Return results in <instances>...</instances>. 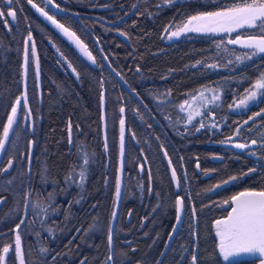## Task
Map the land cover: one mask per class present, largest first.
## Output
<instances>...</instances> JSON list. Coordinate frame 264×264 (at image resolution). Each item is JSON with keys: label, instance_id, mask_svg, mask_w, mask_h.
Returning a JSON list of instances; mask_svg holds the SVG:
<instances>
[{"label": "trees", "instance_id": "trees-1", "mask_svg": "<svg viewBox=\"0 0 264 264\" xmlns=\"http://www.w3.org/2000/svg\"><path fill=\"white\" fill-rule=\"evenodd\" d=\"M56 2L82 14L74 17L50 9V14H55L57 20L70 27L86 43L96 57L97 64H90L79 54L49 21L27 3V0H20L17 7L23 11L17 12L18 22H12L11 18L6 17L9 21L6 27L0 20V127L5 123L15 98L21 92L24 40L30 28L39 61L40 93L29 49L26 92L35 132L33 134L29 131L25 134V124L30 125V121L29 118L27 122L21 120L20 128L17 129V147L19 151L26 152L27 141H37L33 147L34 179L31 184V199L45 198L54 190V182H59L60 187H63L64 177L70 165L77 162L76 146L85 145L87 152L92 155V164L86 184V199L81 204H73L70 210L67 208L68 202L77 198L76 188L56 197L60 211L48 221V225L55 229V239L47 233H42L38 244L31 234L32 217H29V229L23 235L25 259L36 260L40 246L49 248L50 264H79L85 257L86 264H101L108 255L106 235L112 221L111 213L117 203L115 180L119 168L121 169L119 121L123 117V180L118 216L113 221L116 252H126L131 258L130 264L141 260L145 264H154L174 223V202L179 191L181 197H191V203L195 205L197 213L196 217L192 218L189 210L184 216L185 222L172 240L171 248L166 250L163 264H175L179 259L178 250L181 245L189 249L185 253L187 259L182 264H189L194 239L189 234L193 230L189 228L190 220L197 233L195 242L198 245L200 264H225L218 257L217 241L212 231L214 219L225 217L231 209V206L224 205L223 201L242 190L264 188V159L258 161L257 157L248 155L247 151L232 146L234 142H246L251 139L259 141L260 131H264V128L253 133L245 130L242 136L235 137L234 142L227 140L229 136H234V130L238 126L236 122L242 123L253 112L264 108V103L252 106L247 112L231 111L227 105L233 102V93H242L244 87H250V82L257 75V67L264 70V57L244 64L227 65V58L216 52L215 44L219 36L193 34L168 40L163 29L198 12L231 6L233 0H217V3H213V0H176L174 4L162 5L160 8L156 5L161 4V0ZM34 3L44 7L41 0H34ZM134 4L137 7L133 9ZM127 13L129 15L120 22L111 23ZM117 30L127 33V38L121 36ZM99 49H103L110 64L127 84L140 93L151 113L103 64ZM198 60L203 61V64L191 67ZM68 62H71L80 74L79 79L67 66ZM209 63H218L219 67H205ZM137 66L140 67V72L136 71ZM241 78L244 82L242 86ZM101 80L103 89L100 86ZM204 86L221 90L222 100L218 102L220 107L215 110L216 118L204 120L209 129H202L198 133L193 130L182 138L176 134L174 128L168 126V122L156 110L151 96L170 89L172 95L166 99L171 101V105H166V108L175 118L178 113L177 106ZM101 91L105 93V141L100 105ZM122 106L125 107L124 113L119 111ZM69 121L72 124L71 149L68 136ZM212 123L217 124V127L211 128ZM257 123L264 121L258 118ZM148 124L152 127L149 128ZM180 127L183 131V126ZM247 127L245 126V129ZM157 136L160 137L159 141L156 140ZM160 143H164L168 148L177 176H186V179H181L179 190L175 189L166 157L159 147ZM252 150L256 151L257 156L264 157V148L256 145ZM12 156L17 157L13 171H19L22 165L18 151L9 149L8 154L4 156L5 164ZM181 156L184 157L183 161L179 159ZM44 161H47L52 181L46 185L41 182L38 174ZM197 162L200 164L199 169L196 168ZM141 165H145L144 171H141ZM252 167L257 168L255 173L242 175ZM149 170L151 181L148 177ZM232 176H237L238 179L232 181ZM226 180L229 182L224 184L223 181ZM216 184H221V187L215 188ZM149 186L151 193L148 191ZM0 195L7 197V202L0 209V219L4 218L0 220L2 247L13 241L14 233L10 230L19 222V217L11 218L6 215L14 202L13 193L2 192ZM20 196H23V192ZM93 204L97 205L96 208H92ZM185 204H189L187 199ZM69 211L71 215L66 219ZM94 223L97 225L96 229L86 234L85 230ZM35 228H40L39 223ZM77 228L81 229L79 233L76 232ZM128 241L131 242V247L136 249L135 252L131 250ZM29 248L32 249L31 253ZM173 249L177 251L174 252ZM57 253L59 255L56 260L51 261V256ZM255 261L252 255L235 259L233 264H254ZM6 264H17L11 252Z\"/></svg>", "mask_w": 264, "mask_h": 264}, {"label": "snow or ice", "instance_id": "snow-or-ice-1", "mask_svg": "<svg viewBox=\"0 0 264 264\" xmlns=\"http://www.w3.org/2000/svg\"><path fill=\"white\" fill-rule=\"evenodd\" d=\"M44 7H40L34 3V0H27L31 6L47 21L55 26L60 32L67 36L73 41L76 47L87 56L88 60L93 65L97 64L96 57L93 56L92 52L88 50V46L80 39L76 32L70 30L64 23H61L56 19L55 14H50V9L55 8L59 12H65L66 10L61 7L56 0H41ZM176 0H161V4H157L156 7L160 8L162 5H172ZM213 3H217V0H213ZM20 4V0H0V20L3 21L7 27L9 21L7 18H11L12 22H18L17 12H22V8L17 6ZM136 8L137 5H132ZM49 10L46 11L45 9ZM78 15V14H73ZM151 15V14H150ZM25 19H27L25 17ZM18 26V23H17ZM173 27L175 30H172ZM11 31V28H9ZM119 31V30H117ZM168 40L180 37L186 32H196L204 34H227L226 40H221L216 43V48L221 50L222 53H226L228 56H234L235 60H227V65L244 64L248 61H253L255 58L264 57V0H233L231 6L217 7L214 11H201L195 15H190L186 20L179 25H168L163 29ZM232 33H237L233 38ZM121 36L127 38V33L119 31ZM163 38V37H162ZM99 43V39H97ZM227 45L238 46L244 51L237 53L235 47L228 48ZM223 46V47H222ZM29 47L31 57L35 59L36 65V79H39V61L37 58L36 44L33 39L32 31L28 30L27 37L24 40V67L25 74L27 73V66L29 61ZM59 51V49H57ZM103 52V49H101ZM63 55V54H61ZM105 60L107 56L103 57ZM66 59V58H65ZM203 64V61H196L191 67L195 68L198 65ZM226 65V66H227ZM71 68L72 72L76 74V78L79 79V73L74 68L71 62L67 65ZM111 67V64H109ZM205 67L210 69H216L219 67L218 63H209ZM116 71V69H112ZM140 67H136V71L140 72ZM257 75L254 80L250 82V87L245 88L243 93H233V102L228 104L227 107L231 111L247 112L252 106L258 103H264V70L260 67L256 69ZM117 76H121L119 72H116ZM121 79L123 77L121 76ZM243 82V78L240 79ZM127 83V81H125ZM100 86L103 89V81H100ZM27 85L25 83V89ZM132 93L135 94L140 103H143V98L135 88L131 89ZM206 93H211L207 95ZM151 96V94H149ZM171 90H167L165 93H159L156 96H151V99L156 104V110L161 114L163 119L168 122V126L174 128L176 134L182 138L185 135L190 134L193 130L198 133L202 129H209V125L205 124L204 120H215V110L220 107L219 101L222 100L221 90L217 88H209L204 86L202 89L197 90L195 93L190 95V98L185 99L178 105V113L174 118L171 113L167 110L166 105H171V101L166 99L171 97ZM100 105L103 108L105 105V93H100ZM145 109H148V105L144 104ZM26 110V111H25ZM120 113L125 112V107H120ZM151 113V109H148ZM137 113L139 111L137 109ZM32 110L29 107L27 92L25 90L21 96L15 98L14 103L11 106L10 114L7 115V122L0 127V193L11 192L14 195V202L12 207L9 209L7 216L11 218L19 217V222L15 223L14 228L10 231L14 233V241L4 244L0 247V264H6L9 253L11 252L18 264H50L49 256L50 250L47 247L40 246L38 249L39 256L36 260L25 259V248L23 242V235L29 229V217L31 220V234L35 237L36 242L39 244L42 233H47L49 237L55 239V229L48 225V221L51 217L60 211V207L56 204V197L60 193H67L70 189H78L77 198L68 202L67 208L70 210L73 204L79 205L86 199V184L92 164V155L86 150L85 145H78L77 151V162L70 165L68 172L64 177L63 187H60L59 182H54V190L49 192L43 199L32 200L31 199V184L34 179L33 173V147L37 143L35 140L27 141V151H19L17 147V141L19 134L17 129L20 128V121L24 120L27 122L28 118L31 117ZM184 114V115H180ZM200 119H197V118ZM155 119V116L152 117ZM258 118L264 121V108H260L259 111H255L252 115H249L247 119L243 120L242 123L236 122L238 126L234 130V136H230L227 139L233 141L235 137L242 136L246 130L249 133L254 131H260L264 128V123H257ZM143 119V117H141ZM251 122V123H250ZM120 123V155H121V171L123 169V155H124V137H125V120L122 117ZM183 126V131L181 127ZM245 126H248L245 129ZM151 128L152 125L148 124ZM211 128H216L217 124L212 123ZM72 124L69 121L68 124V136L70 149L73 146ZM31 131L35 132L34 125L25 124L24 132L27 134ZM135 135V134H133ZM260 140L251 139L246 142H234L232 146L236 149L247 151L248 155L257 157V160L264 159V157L257 156L256 151L252 150L253 146L258 145L260 148H264V131H260ZM156 140L159 141L160 137L157 136ZM224 143V141H221ZM160 149L163 151V156L168 158L167 162L171 167V179L176 183V187L179 190L181 188V179L185 177H178L177 170L172 167V159L169 156L168 148L164 143L159 144ZM9 149L19 152V160L22 167L19 171H13L14 161L17 159L16 156H12L7 159L5 164L4 156L8 154ZM105 150L107 151V143H105ZM219 158V157H217ZM181 161L184 157H179ZM147 158L145 157V164ZM145 165H141V171H144ZM196 168H200L199 162L196 163ZM256 167L249 168L247 172L242 173L243 176H247L250 173H255ZM38 174L43 184L52 182L50 180V169L47 165V161H44L39 168ZM149 181H151V171L148 172ZM237 176L230 177V180H237ZM229 181H223L227 184ZM107 184V180H105ZM143 186L141 185V188ZM215 188H220L221 184H216ZM212 190V189H209ZM151 193V186L148 188ZM23 192V196L20 193ZM115 197L118 202L121 198V176L117 175L115 180ZM185 199L188 200L189 204H185ZM7 202V197L0 195V209L3 208ZM175 222L171 226V230L168 233V240L164 244V249L171 248V241L174 239L176 234L180 231V227L184 224V216L187 212L191 211L192 218L196 217L197 209L194 204L191 203V197H181L179 191L176 193L175 198ZM224 205H230L231 210L227 212L226 217L214 220L213 228L215 229V236L218 238L216 244V250L219 258H222L225 264H233L236 257L241 254H250L259 258V264H264V188L260 190H245L235 195H232L229 199L223 201ZM96 204L92 205V208H96ZM160 205H157L159 207ZM155 211V209H154ZM21 212L23 214L21 215ZM69 211L66 219L70 217ZM118 216V212L114 207L111 213V220L115 221ZM131 217V212H129ZM39 223L40 228L36 229L35 225ZM143 226V223L141 224ZM97 225L94 223L85 230L86 234L96 229ZM189 228L193 229L189 234L193 239V248L190 252L189 264H200V258L198 256L196 244L197 233L193 228L192 220L189 221ZM80 228L76 229L79 233ZM114 234L115 230L112 227L111 221L107 229V246L108 255L105 257L101 264H130L131 258L126 252L121 251L117 253L114 245ZM147 235V234H145ZM131 247V242H127ZM155 243V241H154ZM133 252L136 251L134 247H131ZM32 249L29 248V253ZM174 252L177 250L173 249ZM189 249L185 245H181L178 250L179 259L175 261V264H182L187 259L185 253ZM59 255L51 256V261H55ZM166 255V251H161L158 254V258L154 264H163V258ZM119 257V261H118ZM87 258L80 260L79 264H86ZM135 264H145L143 260L136 261Z\"/></svg>", "mask_w": 264, "mask_h": 264}, {"label": "water", "instance_id": "water-1", "mask_svg": "<svg viewBox=\"0 0 264 264\" xmlns=\"http://www.w3.org/2000/svg\"><path fill=\"white\" fill-rule=\"evenodd\" d=\"M62 8H64V7H62ZM54 11H58L57 9H55V8H52ZM66 11L65 12H60V13H69V14H71V15H73V14H78V15H73V16H75V17H78L79 15H82V14H80L79 12H76V11H71V10H69V9H66V8H64ZM134 9V8H133ZM133 9L131 10V11H133ZM131 11L129 12V13H131ZM59 12V11H58ZM129 13H127V14H125L123 17H121L120 19H118V20H116V21H113V22H111V23H114V24H116V23H118V22H120L122 19H124V18H126L128 15H129ZM54 28H55V26L54 25H52ZM59 33H61L75 48H76V50L84 57V58H86L87 60H88V58H87V56H85L77 47H76V45H75V43L73 42V41H71L67 36H65L62 32H60V30H58L57 28H55ZM102 55H103V57L105 56L103 53H102ZM35 59L36 58H34V65H35ZM103 61H104V64L106 65V67L112 72V74L119 80V82L137 99V97L135 96V94L134 93H132V91H131V88L125 83V81L123 80V79H121V76H117V74H116V72L117 71H113L112 69H113V67L111 66V67H109V62H108V60H105L104 58H103ZM23 73H22V85H21V92H20V94H19V96H21V94L22 93H24L25 92V83H26V74H25V67H24V52H23ZM35 70H36V65H35ZM37 85H38V88H39V79H38V81H37ZM139 102H140V100L139 99H137ZM14 103V102H13ZM142 105H144V102L143 103H141ZM11 109V108H10ZM8 114H10V110H9V112H8ZM104 112H103V108H102V119H103V139L105 140V133H104ZM7 122V118H6V120H5V123ZM120 161H121V159H119ZM120 174V176H121V180H122V176H123V172L121 171V173H119ZM173 183H174V185H175V187H176V183L173 181ZM176 189H177V187H176ZM115 208H116V206H115ZM175 222V221H174ZM112 227H113V224H112ZM170 232V231H169ZM168 240V235H167V238H166V240H165V242ZM165 244V243H164ZM161 251H165V249H164V246H163V248H162V250ZM17 264H18V262H17Z\"/></svg>", "mask_w": 264, "mask_h": 264}, {"label": "rangeland", "instance_id": "rangeland-1", "mask_svg": "<svg viewBox=\"0 0 264 264\" xmlns=\"http://www.w3.org/2000/svg\"><path fill=\"white\" fill-rule=\"evenodd\" d=\"M186 20V19H185ZM185 20H183L182 22H180V23H178V24H172V25H179V24H182ZM172 30H175V28L173 27V29ZM193 34H197V35H193ZM198 34H200V35H198ZM187 35H193V36H202V35H207V34H204V33H196V32H186V33H183L181 36H187ZM209 35V34H208ZM237 35V33H232V37L234 38L235 36ZM180 36V37H181ZM212 36L213 37H215V36H219V38L216 40V43L217 42H219V41H221L222 39L223 40H226L228 37H227V34H216V35H213L212 34ZM220 36L222 37V38H220ZM165 37H166V34H165ZM216 45V44H215ZM223 47V46H222ZM227 47L228 48H233V47H235L236 48V50H237V53H242L244 50L243 49H240L238 46H233V45H227ZM216 52H218V53H220V54H222L223 56H225V58H227V60L228 59H235V57L234 56H228L226 53H222L221 52V50H218L217 48H216ZM227 60H226V63H227ZM226 63H224V65L226 64ZM221 66H223V65H221ZM244 84V82L241 84V86ZM209 88H211V87H209ZM246 87H244L243 88V92H244V89H245ZM248 88V87H247ZM242 92V93H243ZM207 95H211V93H206ZM188 98H190V97H188ZM233 99V98H232ZM177 108H178V106H177ZM181 115V114H180ZM182 115H184V114H182ZM30 125H32V123L30 124ZM231 136H233V135H231ZM230 137V136H229ZM228 140V139H227ZM229 141V140H228ZM231 142H234V140L233 141H231ZM119 144H120V142H119ZM168 163V162H167ZM168 167H169V165H168ZM169 170H170V167H169ZM119 173H121V169L119 168ZM118 173V175H120ZM247 190H253V189H247ZM242 191H245V190H242ZM241 192V191H240ZM239 193V192H238ZM115 199H116V197H115ZM116 204H119V201L116 203ZM231 210V209H230ZM226 217V216H225ZM221 218H224V217H221ZM4 218H2V219H0L1 221L3 220ZM216 219H219V218H216ZM216 219H214V220H216ZM214 222V221H213ZM212 231H213V233L215 234V229L213 228V224H212ZM216 237V236H215ZM13 241H14V234H13ZM216 241L218 242V238L216 237ZM243 256H250V254H241L240 256H238V257H240V258H242ZM237 258V257H236ZM254 258L256 259V261H255V263L254 264H259V258L257 257V256H254ZM222 259V258H221ZM190 261V260H189ZM188 261V262H189ZM16 263H17V261H16Z\"/></svg>", "mask_w": 264, "mask_h": 264}]
</instances>
